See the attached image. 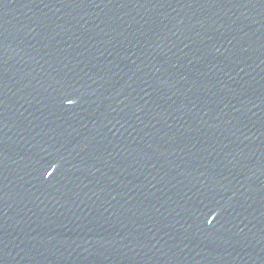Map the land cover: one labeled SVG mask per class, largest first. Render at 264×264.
Here are the masks:
<instances>
[{"label": "water", "instance_id": "95a60500", "mask_svg": "<svg viewBox=\"0 0 264 264\" xmlns=\"http://www.w3.org/2000/svg\"><path fill=\"white\" fill-rule=\"evenodd\" d=\"M0 264H264V0H0Z\"/></svg>", "mask_w": 264, "mask_h": 264}]
</instances>
